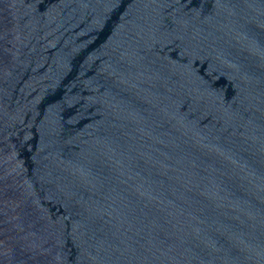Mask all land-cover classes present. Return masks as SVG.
Returning a JSON list of instances; mask_svg holds the SVG:
<instances>
[{
	"label": "water",
	"instance_id": "water-1",
	"mask_svg": "<svg viewBox=\"0 0 264 264\" xmlns=\"http://www.w3.org/2000/svg\"><path fill=\"white\" fill-rule=\"evenodd\" d=\"M95 264H264V0H28Z\"/></svg>",
	"mask_w": 264,
	"mask_h": 264
}]
</instances>
